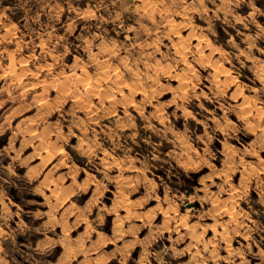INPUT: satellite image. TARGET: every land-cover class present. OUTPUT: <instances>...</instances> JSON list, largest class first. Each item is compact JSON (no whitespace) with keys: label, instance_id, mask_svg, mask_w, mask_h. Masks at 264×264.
<instances>
[{"label":"rangeland","instance_id":"1","mask_svg":"<svg viewBox=\"0 0 264 264\" xmlns=\"http://www.w3.org/2000/svg\"><path fill=\"white\" fill-rule=\"evenodd\" d=\"M0 264H264V0H0Z\"/></svg>","mask_w":264,"mask_h":264},{"label":"bare ground","instance_id":"2","mask_svg":"<svg viewBox=\"0 0 264 264\" xmlns=\"http://www.w3.org/2000/svg\"><path fill=\"white\" fill-rule=\"evenodd\" d=\"M192 34H193V33H192ZM194 38H195V37H194ZM202 38H203V37H202ZM204 40H205V38H204ZM198 41H199L200 44L203 43V40H201V39H199V38H198ZM198 41H197V42H198ZM205 41H206V40H205ZM206 43H207V42H206ZM209 44H210V42H209ZM196 45H197V43H196ZM206 45H207V44H206ZM202 46H204V45H201V47H202ZM199 47H200V46H199ZM199 47H198V48H199ZM204 47H205V46H204ZM202 48H203V47H202ZM202 48H201V49H202ZM214 68H215V67H214ZM218 69H219V68H218ZM117 71H118V70H117ZM118 72H119V71H118ZM101 74H102V73H101ZM77 76H78V75H77ZM85 76H86V75H85ZM75 77H76V76H75ZM100 78H101V77H100ZM85 79H86V78H85ZM95 79H96V78H95ZM103 79H104V78H103ZM106 79H107V77H106ZM69 80H70V79H69ZM225 80H226V78H225ZM91 81H92V80H91ZM91 81H90V82H91ZM226 81H227V80H226ZM226 81H225V82H226ZM220 82H221V81H220ZM73 83H74V82H73ZM83 83H84V82H83ZM218 83H219V82H218ZM81 84H82V83H81ZM76 85H77V84H76ZM90 86H91V85H90ZM91 87H92V86H91ZM236 87H237V86H236ZM88 91H89V90H88ZM235 91H236V90H234V92H235ZM223 92H224V91H223ZM238 92H239V91H238ZM232 93H233V92H232ZM40 94H41V93H40ZM223 94H224V93H223ZM231 95H232V94H231ZM233 95H234V94H233ZM244 106H245V105H244ZM243 114H244V113H243ZM249 114H250V113H249ZM256 114H257V113H256ZM49 136H50V135H49ZM41 138H42V137H41ZM50 146H51V145H50ZM52 148H53V147H52ZM225 161H226V160H225ZM228 162H229V161H228ZM228 162H227V163H228ZM222 187H223V186H222ZM223 190H224V189H223ZM224 193H225V192H224ZM233 194H234V193H233ZM230 197H231V196H230ZM219 200H220V199H219ZM218 203H219V202H218ZM221 203H222V202H221ZM216 205H217V204H216ZM222 206H223V204H222ZM225 206H226V204H225ZM220 208H226V207L223 206V207H220ZM222 210H224V209H222ZM220 211H221V210H220ZM216 213H217V212H216ZM218 213H219V212H218ZM227 213H228V212H227ZM225 220H226V219H225ZM232 220H233V219H232ZM227 229H228V227H227ZM216 230H217V229H216ZM218 231H219V230H218ZM228 231H229V230H228ZM214 234H215V233H214ZM216 234H217V233H216ZM224 234H225V233H224ZM218 235H219V234H218ZM215 237H216V236H215ZM216 238H217V237H216ZM212 244H213V243H212ZM223 247H224V246H223ZM225 247H226V246H225ZM227 248H229V246H227ZM231 251H232V250H231ZM218 252H219V251H218ZM232 254H233V253H232ZM226 255H227V254H226ZM212 258H213V256H212ZM230 260H231V259H230ZM197 261H198V260H197ZM218 261H219V260H218ZM221 261H222V260H221Z\"/></svg>","mask_w":264,"mask_h":264}]
</instances>
